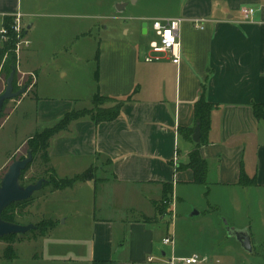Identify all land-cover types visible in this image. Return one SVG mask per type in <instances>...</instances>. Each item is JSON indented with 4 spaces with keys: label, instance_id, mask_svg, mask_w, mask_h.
Instances as JSON below:
<instances>
[{
    "label": "crops",
    "instance_id": "obj_1",
    "mask_svg": "<svg viewBox=\"0 0 264 264\" xmlns=\"http://www.w3.org/2000/svg\"><path fill=\"white\" fill-rule=\"evenodd\" d=\"M19 1L0 0V26L5 17L18 12L22 19L32 15L22 11ZM143 1L112 0L109 14L100 18L137 22L181 19L180 62L175 65L169 57L160 56L158 61L146 63L148 50L141 54L138 46L125 40H101L95 91L100 97L122 101L119 115L112 121L94 122L84 117L71 122L67 130L49 141L47 156L49 168L59 179H69V171L87 170L98 164L106 180H86L67 188L79 190L78 198L82 188L87 198L91 196L89 205H85L86 217L80 208L71 205L69 209L57 200L54 204L58 210H47L50 198L61 200L66 189L47 191L42 218L55 222L46 232L48 239L56 234L64 236L62 231L66 229L57 221L64 218L66 223L74 211L70 228L76 226V239L84 234L86 264H171V260L193 255L198 256L199 264H244L248 262L246 257L255 253L253 236L257 234H252L250 223H227L218 204L211 206L205 200L200 208L189 204L186 190L197 185L191 170L177 168L187 164L189 153L196 148L192 141L194 104L203 97L214 106L205 143L197 148L207 166L203 186L210 183L222 189L264 192V120H257L253 114V106H264V0H151L152 6L144 3L150 10L126 14ZM82 3L93 9L90 0ZM243 9H253L254 14L245 18ZM194 20L202 30L193 26ZM23 26L25 36L34 27L32 23ZM147 32L141 24L140 33ZM18 69L19 81L31 82L30 101L34 103L35 121L44 126L42 129L53 126L71 111L85 110L77 109L71 96L38 97L33 92L39 71L22 70L20 63ZM241 172L254 179L255 185H239ZM165 185L172 188V194L166 197ZM166 200L164 208L161 202ZM233 203L237 204L235 215L243 210L245 215L259 212L252 206L245 208L240 201ZM185 205L188 210L178 214ZM81 217H85L84 222L77 221ZM192 217H203L210 223L209 239L197 246L189 241L193 234L184 224ZM226 226L249 234L251 253L244 252L234 238L227 236ZM167 237L172 243H163ZM31 242L37 243L38 239Z\"/></svg>",
    "mask_w": 264,
    "mask_h": 264
},
{
    "label": "rangeland",
    "instance_id": "obj_2",
    "mask_svg": "<svg viewBox=\"0 0 264 264\" xmlns=\"http://www.w3.org/2000/svg\"><path fill=\"white\" fill-rule=\"evenodd\" d=\"M85 1L87 0L19 1L23 12L32 13L31 16L22 19V24L27 26L32 23L34 27L28 33L29 35L25 36L26 40H30V44L28 47L23 46L20 53L14 89L15 91L20 90L24 86L28 88L23 96L7 101L0 115V179L13 161L26 158L28 152L27 144L23 145L22 143L31 134L42 132L44 127L43 125H38L35 121L34 103L30 101L33 97L31 94V82L29 79L22 82L19 81V63L22 70L30 68L31 70L39 71L38 85L33 92L38 97L71 96L74 97L77 109L92 111L96 115L93 98L91 97L94 94L96 95L97 60L95 59L96 53L100 50L101 40H125L132 45L138 46L139 52L142 54L148 50L150 42L157 39L151 30L150 20L143 22L103 20L101 19L102 16L109 14L112 0H90L92 2V10L86 8L87 6L82 3ZM144 3L152 6L151 0H146V2L140 3L139 8L134 10L130 8L126 14H138L150 10ZM144 7L146 9H143ZM85 16L89 17L86 18ZM141 24L147 25L148 32L145 35L140 33ZM126 31L128 33H125ZM7 76L5 68L0 67V94L5 88ZM23 98L26 99L18 106V102ZM105 105L109 106L108 109L115 106L114 103L102 101L99 102L98 107L105 109L103 108ZM18 148H22L19 153L16 152ZM100 167L96 164L90 166L87 170L80 168L77 172L69 171L67 175L68 178H73L77 173L83 174L85 171H89L91 179L100 183L105 181L107 176L99 169ZM102 167L104 169V166ZM48 168L49 165L41 163L40 155H36L29 169L25 172L21 185L27 186L34 184L40 179L46 180L49 176L46 172ZM82 171L84 172L82 173ZM50 188L52 189L51 185H44L31 196L22 211L23 215L16 216V224L36 225L41 221H45L42 218L43 205L45 204L46 210V203L48 202H43L44 196ZM194 188L190 191L186 190L189 204L192 203L199 208L204 206V203H202L204 200L211 206H217L218 204L225 213L227 223H250L252 234H257V237L253 236L255 253L246 257L248 262L244 264H264V192L254 193L249 189H222L212 186L210 183L207 184V187L197 185ZM206 190H208V194H205ZM73 194L75 197H73ZM78 194L79 190L77 189L75 191L66 189L64 197L61 196V200L59 198H50L51 203H48L47 210L50 209L49 207L53 210H58L54 204V201L57 200L58 204H67L69 209L71 205H74V209L80 208L86 217L84 214L87 212L85 205H89L91 196L87 198V191L84 188H82L79 198ZM239 201L243 203L245 208L252 206L257 208L259 212L257 213V210H253L249 215H245L246 213L243 210L240 215H235L234 209L237 204L235 206L233 202ZM161 206L165 208L167 206L166 201H162ZM187 206L185 205L183 209L180 207L178 214L183 215L188 210ZM74 213L72 211L71 215L68 214L69 217L66 223L64 218L57 221L58 225L66 229L62 231L65 233L63 237H56V234L51 239H48V234L46 233L43 236L39 230L30 231L24 235H17L13 244L16 258L12 261H7L3 258V251L7 244L0 241V264H86L88 252L86 250V242L82 241L84 234L81 235V238L76 239V237H73L76 226L73 225L72 229L70 228L73 223ZM190 214L192 213L190 212ZM246 216L250 217V220L245 219ZM85 217L76 219L84 222ZM170 219L167 221H170ZM47 221L52 222V227L54 226V220ZM186 221L184 224L193 234L192 237H189V241L196 246L198 242L205 241L207 236H209L207 233L210 223L206 222L203 217H192ZM52 227L50 228L51 230ZM35 238L38 239L37 243H29L31 239Z\"/></svg>",
    "mask_w": 264,
    "mask_h": 264
},
{
    "label": "trees",
    "instance_id": "obj_3",
    "mask_svg": "<svg viewBox=\"0 0 264 264\" xmlns=\"http://www.w3.org/2000/svg\"><path fill=\"white\" fill-rule=\"evenodd\" d=\"M11 22L12 19L10 17H5L2 21L3 25L7 29H10ZM15 42H16L15 37L11 33H9L8 41L6 43H2V47L0 48V67H2L3 69L5 68V71L8 76L11 73L12 69H16L17 59H16V55L14 54ZM97 62H98V52H97ZM8 76L6 77V79L8 78ZM16 77H17V71L15 70L13 88L16 84ZM102 101L114 103L115 106L110 109H100L98 105L99 102ZM93 105L95 108L96 115L92 111H88V110L71 111L65 114L53 126L44 128L42 132L34 133L31 136V138H29L26 142L28 149L27 151L31 152L33 161L36 155L37 156L40 155L41 163L43 165H48L49 159L47 156V148L49 146V141L58 133L67 130L71 122L84 117H89L94 122L112 121L119 115L120 108L123 105V102L111 98H103L100 97L99 95H95L93 97ZM213 108L214 106L206 102L203 97H201L194 104V123L195 125L199 126L201 137L199 143L196 144V148L189 153L187 164L185 166H180L179 168H177V169L186 168L191 170L193 174V183L195 185H200V186L205 185L207 166L205 161L201 158L197 148L205 143L204 135H206L208 131L210 113ZM253 114L257 120H264V106H260V105L253 106ZM191 134H192L191 132L188 133V139L190 140H191ZM30 165L27 167L25 171L22 172L20 177V183L23 179L25 172L29 169ZM46 172L49 174L48 178H46L47 181L46 185H51L53 190H64L74 186L76 183L83 182L86 180H91V177L88 173L89 171H85L83 174L74 176L73 178H69V179L57 178L54 170L51 168L46 169ZM239 185L243 187H251L255 185V180L248 179L245 176V174L241 172L239 176ZM163 187L164 190L166 191L164 197L172 194L171 187H168L166 185ZM28 201L29 200L10 205L1 213V219L5 222L15 223L16 216L23 215L22 211L25 208V206L28 204ZM35 226H36V230H39L44 235L52 227V222L45 220V221H41ZM15 237H16L15 235H12V236H6L0 238V241H3L7 244L6 248L3 251V258L6 259L7 261H12L16 258L15 249L13 248ZM92 264H110V262H93Z\"/></svg>",
    "mask_w": 264,
    "mask_h": 264
},
{
    "label": "water",
    "instance_id": "obj_4",
    "mask_svg": "<svg viewBox=\"0 0 264 264\" xmlns=\"http://www.w3.org/2000/svg\"><path fill=\"white\" fill-rule=\"evenodd\" d=\"M131 2L133 0H130ZM146 24H143V31H146ZM16 69H12L8 78L5 81V88L0 94V114L3 105L6 101L19 98L27 91V86L22 87L20 90L14 91L13 80ZM200 129L196 125L192 135V141L199 143ZM33 158L31 152H27L26 158L13 161L7 168L0 181V238L12 235H24L30 231L36 230V226L33 224L19 225L16 223L5 222L1 219V213L10 205L29 200L31 196L39 191L47 181L40 179L34 184L22 186L20 183V177L23 171L32 163ZM226 234L230 238L239 243L242 250L246 253H251V240L249 234L244 230H235L226 226Z\"/></svg>",
    "mask_w": 264,
    "mask_h": 264
},
{
    "label": "built area",
    "instance_id": "obj_5",
    "mask_svg": "<svg viewBox=\"0 0 264 264\" xmlns=\"http://www.w3.org/2000/svg\"><path fill=\"white\" fill-rule=\"evenodd\" d=\"M242 15L245 18H250L254 14L253 9H243L241 10ZM12 22L10 29H7L3 23L0 26V41L1 43H6L9 39V33H11L15 39L14 54L16 55L17 62L19 61V56L22 51L23 46L28 47L30 42L25 39V28L22 24V15L18 12L12 17ZM181 19H168V20H153L151 21V30L156 36V40L151 41L149 44V56L145 58L146 63H152L158 61L160 56H167L170 58L172 64H179L180 62V40H179V29L181 25ZM193 26L196 29L202 30L198 24V20H194ZM146 31H148L146 26ZM16 62V69H17ZM164 244H170L171 239L165 238L163 240ZM171 264H199V258L193 255L189 258H183L178 260H171Z\"/></svg>",
    "mask_w": 264,
    "mask_h": 264
}]
</instances>
